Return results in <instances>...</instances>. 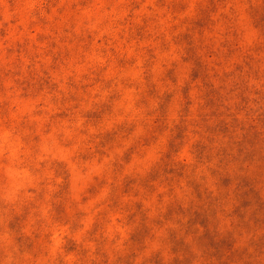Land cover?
I'll return each instance as SVG.
<instances>
[{
    "label": "clouds",
    "instance_id": "9594fccd",
    "mask_svg": "<svg viewBox=\"0 0 264 264\" xmlns=\"http://www.w3.org/2000/svg\"><path fill=\"white\" fill-rule=\"evenodd\" d=\"M207 7L206 0H0V264H118L133 252L132 264H148L155 254L174 264L172 234L190 247L191 264H218L197 245L203 229L189 230L191 212L201 205L215 213L221 235L234 234L235 249L244 253L235 264H264V250L254 244L264 229L234 227L235 184H221L225 175L259 176L264 197V145L253 161L233 159L241 129L259 127L264 116V33L250 16L251 8L264 9V0H216L210 28L192 35L206 66V80L194 79L182 37ZM173 68L175 83L166 78ZM149 74L161 95L174 99L166 127L143 146L155 119L149 113L159 103L137 106ZM206 84L219 91V119L234 126L231 137L206 131ZM105 104L111 111L102 119L87 118ZM182 121L185 140L173 160L185 169L183 178L161 174L145 186ZM126 125L133 131L100 155L101 139ZM198 143L208 145L210 158L197 159ZM136 145L138 153L125 163ZM130 177L137 183L125 193ZM114 199L119 208L111 207ZM138 203L150 234L142 249L133 250L128 241L141 218L130 224L126 210Z\"/></svg>",
    "mask_w": 264,
    "mask_h": 264
},
{
    "label": "rangeland",
    "instance_id": "374dc122",
    "mask_svg": "<svg viewBox=\"0 0 264 264\" xmlns=\"http://www.w3.org/2000/svg\"><path fill=\"white\" fill-rule=\"evenodd\" d=\"M208 7L202 8L200 15L191 22L190 29L182 37V42L187 45L186 47V61H191L194 64V79L201 78L206 80V66L201 62L196 54V49L193 46L192 35L194 33L203 34L205 30L210 28L212 24L211 15L215 11L216 0H206ZM163 4L164 0H160ZM182 6V3L181 5ZM250 16L252 19L253 26L260 32L264 33V9L251 8ZM142 29L138 30V34L142 33ZM225 47L229 48V55L234 54L233 49L225 44ZM149 61L146 63V67L150 68L152 53L149 52ZM124 63V61H121ZM238 71L242 69L237 68ZM166 78L175 83V69H169ZM208 91L205 95V108L208 110V116L205 117L206 131L210 135H223L233 136L235 128L233 125H229L225 120L219 119L221 113L219 108L222 107V98L220 97L219 91L212 88L211 85L206 84ZM190 87L186 86L183 90L185 100V113L190 109ZM115 99V97H113ZM152 99L158 100V107L155 112L149 113L154 116L155 119L152 123L151 132L143 140V146H148L153 143L156 136L166 127L167 109L174 99V94L164 93L161 95L159 89L155 84L152 83L150 74L146 76L144 92L141 94L140 100L137 102V106H147L149 101ZM247 103V101H244ZM111 111V104H105L100 107L98 111H94L88 114L87 118L90 121H99L102 119L105 113ZM215 118L217 123L209 125L207 121ZM134 125L132 126H121L116 131L106 134L98 146V153L104 155L103 149L112 144L118 136H127L133 131ZM264 116L259 118V127L250 126L247 129H241L244 135L235 143L236 155L233 157L234 160L242 162H250L260 156L259 148L264 145ZM186 127L183 123L177 125L174 129L173 135L167 142L166 151L160 161L155 166L147 177H145L142 183L145 186H150L156 180L159 179L161 174L173 178H183L185 169L182 166L175 164L173 157L178 154L180 149L183 147L185 140ZM140 145L133 146L125 153L123 160L125 163L130 162L133 155L138 153ZM194 153L198 160H204L210 158L209 147L204 143H198L194 146ZM119 167V165H117ZM243 171V169H242ZM264 175V173H262ZM260 181V177L257 176L255 179L249 176H237L232 177L225 175L221 177V184L225 188H231L235 184V197L237 200V206L233 209L232 217L238 222L234 227L244 228L249 231L262 230L264 229V197L261 196L260 191L257 190V185ZM106 181L97 179V184L103 186ZM137 183V180L130 177L126 180L122 190L127 193L132 190V187ZM67 187V186H66ZM193 190L198 200H204V194L201 192L200 185L193 183ZM96 186L92 187L90 193H95ZM112 208H119V201L114 199L111 205ZM127 220L130 224L135 223L137 217H140V224L131 233L128 241V246L131 249H142L145 240L148 238L150 232L144 223L143 216V205L136 204L134 208H128ZM175 209L170 210L171 214ZM182 211V209L180 210ZM58 217H63L65 210L63 206L56 208ZM192 219L190 220L189 230L195 229L199 226L203 229V232L197 236V245L205 253L209 259H215L218 264H235L237 259H243L244 253L239 252L235 249V238L232 232L225 233L223 235L218 231V224L215 221V213L210 212L203 205L198 209L191 212ZM19 223V222H18ZM170 243L176 259L174 264H191V250L190 247L185 243L183 238H178L175 234L170 236ZM255 247L258 250H264V237L254 242ZM31 247V245H29ZM135 258V253L127 257H122L118 261V264H132V260ZM148 264H163V259L159 254L153 255Z\"/></svg>",
    "mask_w": 264,
    "mask_h": 264
}]
</instances>
